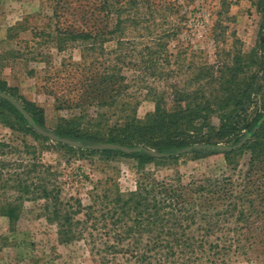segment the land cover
I'll return each instance as SVG.
<instances>
[{
  "label": "trees",
  "instance_id": "trees-1",
  "mask_svg": "<svg viewBox=\"0 0 264 264\" xmlns=\"http://www.w3.org/2000/svg\"><path fill=\"white\" fill-rule=\"evenodd\" d=\"M47 1L55 15L70 3ZM258 1L264 13V0ZM221 4L222 8L229 5L225 0ZM149 10H155L149 0H100L90 17L96 20L95 13H102L101 26L94 30L56 28L53 32L62 45L85 44L95 51L97 45L121 41L135 24H142L141 20L145 23ZM51 35L50 30L47 36ZM98 58L89 61L84 56L82 61L69 62L72 70L82 72L74 86L78 92L76 99L56 98V109L67 106L78 109L80 115L62 120L54 133L84 144L142 147L173 156L157 159L51 144L37 135L11 104L0 99V124L12 132L11 140H0V216L7 219L9 229L15 230L25 203L39 202L46 221L56 227L57 241L65 246L84 244L100 264H229L231 257L249 262L253 254L258 260L260 247L264 253V123L259 125L264 118V86L258 72L251 73L239 57L211 65L191 63L185 87L174 83L169 95L147 92L152 95L154 109L139 120L138 102L130 96L122 74L129 64L117 57ZM261 59L259 66L264 72ZM163 63L171 72L177 64ZM0 92H10L2 81ZM22 106L38 126L45 127L41 108L27 100H22ZM113 108L114 112L108 113ZM91 111L95 118H90ZM213 116L218 119L217 126L210 123ZM255 127L256 132L242 148L221 153L230 175L182 184L179 180L158 181L144 173L135 181L134 190L126 193L115 180L106 178L93 184L86 194L87 203L78 195L66 196L63 174L43 162L44 152L51 148L76 160L89 156L101 161L130 158L143 170L149 164L158 166L179 157L174 154L186 147L235 144ZM192 153L195 157L220 154Z\"/></svg>",
  "mask_w": 264,
  "mask_h": 264
},
{
  "label": "rangeland",
  "instance_id": "rangeland-1",
  "mask_svg": "<svg viewBox=\"0 0 264 264\" xmlns=\"http://www.w3.org/2000/svg\"><path fill=\"white\" fill-rule=\"evenodd\" d=\"M99 1L70 0L65 10L55 15L47 0H0V81L10 91L6 94H13L15 98L10 96L21 105L22 100H27L43 110L44 130L54 133L62 120L80 115L78 109L67 106L57 110L55 100L76 99L78 89L74 86L82 72L72 70L68 64L82 61L84 56L89 61L98 58L97 53L101 55L98 61L117 57L129 64L122 74L130 86V96L138 102L139 120L154 109L152 95L147 92L169 95L174 83L185 87L191 63L211 65L239 57L244 66H250L251 73L258 72L264 86V72L259 66L264 58V13L258 0H225L229 4L226 8H222L223 0H149L155 10H149L145 23L141 20L142 24H135L121 41L97 45L95 51H89L92 46L85 44L62 45L60 37L53 32L56 28L94 30L102 25V13H95L96 20L90 17ZM50 30L52 35L47 36ZM164 60L177 62L170 68L173 72L165 68ZM260 98L259 95L258 101ZM166 102L170 107L169 98ZM114 110L109 109L108 113ZM90 118H95L92 111ZM210 123L217 126V117L213 116ZM11 139V130L0 124V140ZM18 143L16 140L15 144ZM203 156L195 157L191 152L139 170L137 162L130 158L101 161L98 156H89L76 160L50 148L44 152L43 162L63 174L66 196L78 195L87 203L86 194L93 184L106 178L115 180L126 193L134 190L135 181L144 173L158 181L179 180L182 184L231 174L221 153ZM248 259L249 262L231 257L229 264H264L262 247L258 250V260L254 254ZM0 264L100 263L82 243L60 244L56 227L46 221L41 203L29 202L23 205L14 231L9 229L7 219L0 216Z\"/></svg>",
  "mask_w": 264,
  "mask_h": 264
},
{
  "label": "water",
  "instance_id": "water-1",
  "mask_svg": "<svg viewBox=\"0 0 264 264\" xmlns=\"http://www.w3.org/2000/svg\"><path fill=\"white\" fill-rule=\"evenodd\" d=\"M0 99L7 101L9 104H11L16 111L24 118V120L28 123V125L33 129V131L38 134L39 136L49 140L50 142L54 144H62L71 148L75 149H81V150H89V151H118L125 155H134V154H143V155H149L153 158L157 159H163L168 158L170 156H173V154H165V153H159L154 150L142 148V147H127V146H121L117 144H109V143H103V144H84L78 140H73L69 138H62L57 136L51 131L44 130L40 126H38L32 119V117L28 114V112L22 107V105L16 101L14 98H12L10 95L0 92ZM264 123V118H262L259 122V125ZM257 130V127H255L251 133L245 134L241 140L233 146H225V145H196L192 147H186L184 149L179 150L174 155L179 156L182 154L191 153L193 151H202V152H218V153H231L234 152L240 148H242L252 137V134L255 133Z\"/></svg>",
  "mask_w": 264,
  "mask_h": 264
}]
</instances>
